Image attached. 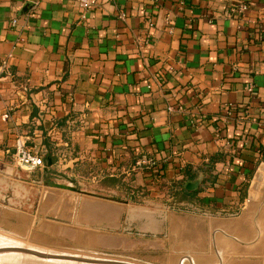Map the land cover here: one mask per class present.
Returning <instances> with one entry per match:
<instances>
[{"label": "crops", "instance_id": "1", "mask_svg": "<svg viewBox=\"0 0 264 264\" xmlns=\"http://www.w3.org/2000/svg\"><path fill=\"white\" fill-rule=\"evenodd\" d=\"M239 2L245 19L226 17ZM80 14L71 0H0V168L19 167V140L43 158L39 185L94 189L80 214L104 230L130 218L156 233L171 204L244 208L264 162V0H97ZM142 156L157 166L134 167ZM96 196L120 211L93 208Z\"/></svg>", "mask_w": 264, "mask_h": 264}, {"label": "rangeland", "instance_id": "2", "mask_svg": "<svg viewBox=\"0 0 264 264\" xmlns=\"http://www.w3.org/2000/svg\"><path fill=\"white\" fill-rule=\"evenodd\" d=\"M36 176L15 165L0 168L1 238L44 253L131 264H264V190L259 201L248 200L231 213L166 208L158 220L161 229L143 233L130 218L122 226L109 220L107 226L117 228L113 231L83 226L81 206L94 189L83 186L72 192L42 186ZM56 178L52 175L46 182L68 185L67 179ZM96 197L100 199H92L93 208L108 209L112 216L120 211L118 201ZM128 205L144 207L133 201Z\"/></svg>", "mask_w": 264, "mask_h": 264}, {"label": "water", "instance_id": "3", "mask_svg": "<svg viewBox=\"0 0 264 264\" xmlns=\"http://www.w3.org/2000/svg\"><path fill=\"white\" fill-rule=\"evenodd\" d=\"M46 186L79 192L78 189L58 184L45 183ZM197 184L189 183L187 189H193ZM264 190V162L260 163L252 177L247 193L250 201H259L261 192ZM56 220V219H55ZM58 221H62L59 220ZM64 222V221H62ZM94 229L92 226L83 225ZM0 264H131L119 261L93 260L69 255H57L39 252L18 243L0 237Z\"/></svg>", "mask_w": 264, "mask_h": 264}, {"label": "built area", "instance_id": "4", "mask_svg": "<svg viewBox=\"0 0 264 264\" xmlns=\"http://www.w3.org/2000/svg\"><path fill=\"white\" fill-rule=\"evenodd\" d=\"M71 1H74L79 7V9L81 10V14H80L81 19H84L86 13L91 11L97 3V0H71ZM247 11H248V5L244 2H239V3L230 5L225 12V16L226 17H237V18L244 20ZM121 17H123L122 14H121ZM15 23H16V19H12L11 24L15 25ZM252 89H253L252 86L249 85V87L247 88V91L252 92ZM223 110H224L223 119L228 120L230 117H232V114L235 108L232 105L227 104L223 106ZM250 122H251L250 111H249V106L247 105L242 110L241 114L239 116H236L235 125L243 127V126H248ZM216 136L217 137L219 136L218 129L216 130ZM17 154H18V157L16 159V163L18 164L20 168H24L29 172L44 165L43 158L37 155H31L25 149L24 144L20 142L19 140L17 142ZM157 164L158 162L155 158L150 157V156L148 157L142 156L135 161L134 167L153 168V167H156Z\"/></svg>", "mask_w": 264, "mask_h": 264}, {"label": "trees", "instance_id": "5", "mask_svg": "<svg viewBox=\"0 0 264 264\" xmlns=\"http://www.w3.org/2000/svg\"><path fill=\"white\" fill-rule=\"evenodd\" d=\"M51 162L54 161V158L49 154L48 157H47ZM116 198V197H115ZM117 199V198H116ZM129 199L133 202H139V199L137 198H134V197H129ZM171 206H174V207H177L175 206V204H171Z\"/></svg>", "mask_w": 264, "mask_h": 264}, {"label": "bare ground", "instance_id": "6", "mask_svg": "<svg viewBox=\"0 0 264 264\" xmlns=\"http://www.w3.org/2000/svg\"><path fill=\"white\" fill-rule=\"evenodd\" d=\"M44 253V252H43ZM50 254V253H49ZM57 255H68V254H57ZM69 256H73V257H79L78 255H69ZM96 260H98V259H96ZM100 261V260H99ZM107 261H109V260H107ZM124 263V262H123Z\"/></svg>", "mask_w": 264, "mask_h": 264}]
</instances>
